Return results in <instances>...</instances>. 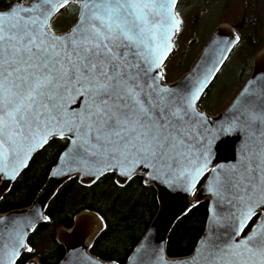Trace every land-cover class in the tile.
<instances>
[{
	"label": "water",
	"instance_id": "95a60500",
	"mask_svg": "<svg viewBox=\"0 0 264 264\" xmlns=\"http://www.w3.org/2000/svg\"><path fill=\"white\" fill-rule=\"evenodd\" d=\"M70 3L76 22L52 31ZM178 3L15 0L0 10V201L39 150L68 140L33 202L0 213V264L28 250L63 185L91 186L108 173L120 186L141 175L156 189L157 212L125 264H264V46L230 105L206 113L198 103L240 42L239 24H218L189 70L165 83ZM203 201L208 217L193 252L169 256L175 224ZM105 228L98 212L77 213L56 231L58 264H118L91 253Z\"/></svg>",
	"mask_w": 264,
	"mask_h": 264
},
{
	"label": "trees",
	"instance_id": "16d2710c",
	"mask_svg": "<svg viewBox=\"0 0 264 264\" xmlns=\"http://www.w3.org/2000/svg\"><path fill=\"white\" fill-rule=\"evenodd\" d=\"M14 1L0 0V9H6ZM248 43L257 51L264 46H257L258 42L250 40ZM67 144L66 138L52 139L33 156L0 201V213L27 207L33 202ZM85 209L98 212L106 223L104 231L94 240L91 253L104 260L125 264L157 212L156 189L146 185L141 175L134 176L124 186L116 182L114 173L105 174L91 186L82 185L78 178L69 180L50 202L47 221L29 235L28 250L16 264H27L35 257L41 264H58L65 249L57 240L56 231L59 227H71L75 215ZM207 217L208 202L203 201L177 221L169 236V256H186L193 252L203 234Z\"/></svg>",
	"mask_w": 264,
	"mask_h": 264
},
{
	"label": "rangeland",
	"instance_id": "374dc122",
	"mask_svg": "<svg viewBox=\"0 0 264 264\" xmlns=\"http://www.w3.org/2000/svg\"><path fill=\"white\" fill-rule=\"evenodd\" d=\"M31 1L24 0V3ZM78 11L77 5L68 4L51 19L50 29L56 33L69 30L78 18ZM176 13L181 27L175 34L173 50L161 68L165 83L176 81L189 70L218 24L236 25L245 15L241 41L198 103L202 111L217 115L230 105L251 75L257 50L248 41L264 45V0H180ZM35 259L40 262L38 257Z\"/></svg>",
	"mask_w": 264,
	"mask_h": 264
},
{
	"label": "flooded vegetation",
	"instance_id": "af4514ba",
	"mask_svg": "<svg viewBox=\"0 0 264 264\" xmlns=\"http://www.w3.org/2000/svg\"><path fill=\"white\" fill-rule=\"evenodd\" d=\"M243 20H244V22H243ZM238 24H239V27L237 29V33H238L240 40H241L242 39L241 38L242 37V30H243L244 25H245V15H243L242 20ZM238 24H236V25H238Z\"/></svg>",
	"mask_w": 264,
	"mask_h": 264
}]
</instances>
